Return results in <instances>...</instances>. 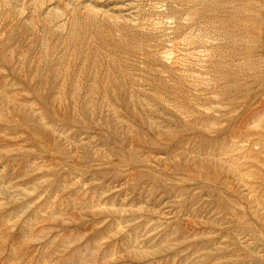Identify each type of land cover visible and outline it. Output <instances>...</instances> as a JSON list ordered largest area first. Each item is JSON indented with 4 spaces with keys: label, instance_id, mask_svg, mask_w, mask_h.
Masks as SVG:
<instances>
[{
    "label": "rangeland",
    "instance_id": "obj_1",
    "mask_svg": "<svg viewBox=\"0 0 264 264\" xmlns=\"http://www.w3.org/2000/svg\"><path fill=\"white\" fill-rule=\"evenodd\" d=\"M0 264H264V0H0Z\"/></svg>",
    "mask_w": 264,
    "mask_h": 264
}]
</instances>
